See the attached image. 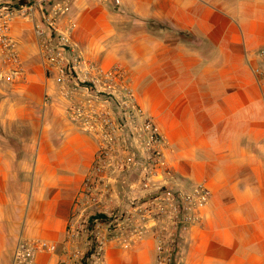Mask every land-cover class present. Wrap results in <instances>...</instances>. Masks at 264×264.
<instances>
[{"label": "crops", "instance_id": "0c3cea01", "mask_svg": "<svg viewBox=\"0 0 264 264\" xmlns=\"http://www.w3.org/2000/svg\"><path fill=\"white\" fill-rule=\"evenodd\" d=\"M66 18L87 57L128 68L165 137L170 186L211 191L201 221L178 235L173 264H264V101L252 70L264 48V0H76ZM40 22L38 13L15 15L24 71L0 76V264H11L21 235L58 246L33 264L62 259L97 152L46 70ZM131 194L110 189L102 210L129 209ZM154 229L128 246L110 242L107 264H159Z\"/></svg>", "mask_w": 264, "mask_h": 264}, {"label": "built area", "instance_id": "2783aa9c", "mask_svg": "<svg viewBox=\"0 0 264 264\" xmlns=\"http://www.w3.org/2000/svg\"><path fill=\"white\" fill-rule=\"evenodd\" d=\"M75 1L0 0V76H18L24 71L12 34L15 15L22 12L33 18L40 14L41 22L35 24V30L46 70L55 76L62 95L69 100L68 119L97 143L93 167L68 221L63 257L57 264H107L110 242L120 240L128 246L153 228L159 264H173L178 235L201 221L211 191L206 183L190 189L170 186L172 175L165 160V137L140 107L128 68L121 64L105 68L87 57L71 34L76 23L68 19L67 25L62 26ZM104 1L116 7L122 2ZM258 56L260 63L252 70L264 101V48ZM134 171L144 186L140 189L143 202L132 195L131 189L137 185L131 181ZM120 179L132 194L128 198L129 209L121 210L125 215L109 212L115 216L117 227L112 230L110 223L96 216L91 222L96 211L107 213L101 208L103 199ZM57 248L21 235L11 264H33L36 254L56 253Z\"/></svg>", "mask_w": 264, "mask_h": 264}, {"label": "rangeland", "instance_id": "374dc122", "mask_svg": "<svg viewBox=\"0 0 264 264\" xmlns=\"http://www.w3.org/2000/svg\"><path fill=\"white\" fill-rule=\"evenodd\" d=\"M131 181H133L134 183H136L137 185L135 186L134 185V188L133 189H131L132 191H133V196H136V198H142V195H143V193L141 192V190L140 189H142V188H144V186L141 184V182H140V180H139V173H136L135 171L133 172V175H132V180ZM114 188H117V186L119 185V188H123L124 186L122 185V183H121V179L120 180H118V181H116V182H114ZM129 188V187H128ZM141 202H143L144 201V197L140 200ZM97 213H96V215H92V217L90 218V221L92 222V220L95 218V216L96 217H98V218H101L102 220H104V221H106L107 223H110V228L113 230V229H115L116 227H117V225H118V223H117V221H115V216L114 215H109L110 213L109 212H107V213H103V212H99V211H96ZM115 212V214L116 215H118V216H120L121 214H124L125 215V213L126 212H123V211H114ZM93 213H95V212H93ZM120 218V217H119ZM122 218V217H121ZM131 228V227H130ZM142 240H144V238L143 239H141L140 241H142ZM139 241V242H140ZM133 243H135V242H133ZM132 243V244H133Z\"/></svg>", "mask_w": 264, "mask_h": 264}]
</instances>
